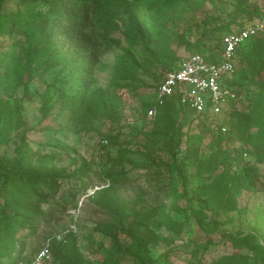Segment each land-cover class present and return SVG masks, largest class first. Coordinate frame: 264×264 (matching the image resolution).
<instances>
[{
	"label": "rangeland",
	"instance_id": "obj_1",
	"mask_svg": "<svg viewBox=\"0 0 264 264\" xmlns=\"http://www.w3.org/2000/svg\"><path fill=\"white\" fill-rule=\"evenodd\" d=\"M127 1V8L111 4L108 16L91 27L106 37L109 50L88 88L73 80L76 64L58 44V57L49 52L42 57L58 62L46 69L35 54V47L44 46L35 31L25 39L24 30L10 25V34L0 37V53L11 59L0 72V163L13 173L6 178L0 169V264L12 261L21 244L23 254L32 256L45 235L67 231L88 264H132L94 230L97 222L128 227L141 221L135 232L146 244L150 264H193V244L217 239V230L264 235V34L246 47L235 76L237 100L221 114L196 116L175 107L162 112L156 99L163 58L175 54L181 60L196 51L209 55L219 33L234 27L232 17L256 23L254 10H264V0ZM39 8L2 0L0 13ZM134 12L138 31L129 19ZM51 83L55 87L48 89ZM235 110L253 113L257 124L240 125L233 120ZM229 120L233 124L221 133L219 125ZM121 149L117 165L110 157ZM239 154L242 161L228 168ZM110 171L123 174L125 184H112ZM35 173L55 174L59 183L36 204L23 195ZM101 194L117 200L118 215L98 205ZM35 207L54 212L47 220L36 219L32 228L19 225L14 235L7 230L10 216ZM198 218L215 222L204 228ZM238 251L245 253L221 242L203 258L211 262Z\"/></svg>",
	"mask_w": 264,
	"mask_h": 264
},
{
	"label": "trees",
	"instance_id": "obj_2",
	"mask_svg": "<svg viewBox=\"0 0 264 264\" xmlns=\"http://www.w3.org/2000/svg\"><path fill=\"white\" fill-rule=\"evenodd\" d=\"M23 4H33L38 5L40 8L31 12L26 10L24 13H0V37L3 35L10 34V25L20 30H24V38L30 39L32 35L29 33L35 31V33L44 42V46L39 50L35 47V54L39 56L40 62L46 64V69L53 68L58 64L56 58L53 61H48V59L42 60L43 55L46 53H56L55 57H58L59 50L55 46L58 44L67 53V60L71 63L76 64V70L72 74L73 80L78 81L84 88H88L93 82V73L95 67L99 63L102 55L108 49V46L104 42L106 37H100L99 33L94 32L91 27L94 26L95 21H101L104 17L108 16L110 13L111 4L117 3L120 6L127 8L130 2L127 0H20ZM151 0H135L139 4L144 2H149ZM2 0H0L1 8ZM264 10L260 7H256L254 14L260 19ZM232 21L234 22V27L231 29H226L219 33L217 37V43L215 45V51L208 49L209 55L204 54L201 51H196L203 55L206 61H214L216 59V54L221 49L220 36L225 32L236 31L248 24H241L236 22V18L233 16ZM129 19L132 26L136 31L139 30L137 14L130 13ZM216 25H220L218 18L211 17ZM253 24V23H251ZM209 26V22L206 23ZM250 25V24H249ZM264 34V31H260L256 35L246 39L239 49L237 50L235 57V67L236 73L232 79L228 81V85L231 86L238 97V87L239 83L236 81L235 76L239 70L240 62L246 58L247 51L246 47L250 45L253 41H256L260 34ZM261 40V39H260ZM255 50V47H253ZM260 48L264 49L263 45ZM10 58L0 53V72L6 68L10 63ZM180 59L173 54L169 55L167 58L162 59V65L166 69L161 73L178 66ZM1 76V75H0ZM162 77V76H161ZM160 81V80H159ZM157 83V86L159 84ZM55 83L48 85V89L54 88ZM237 100V98H236ZM235 100V101H236ZM176 108L177 111H184L186 109L191 110L188 106L180 103L178 96L173 95L162 101L159 109L163 112L167 111V108ZM175 110V112H177ZM194 115L196 114L191 110ZM233 120L238 121L240 125L248 127L251 124H257V117L251 112L235 110L233 113ZM228 123L233 124V121L229 120L226 123H221L225 125L227 130L225 132H220L225 134L228 131ZM3 134H0V143L3 140ZM179 141V140H178ZM125 150L121 149L116 157H110L113 163L117 165L122 164V158ZM243 154V151L240 152ZM241 154L234 156L230 159L227 167L231 164L239 163L242 161ZM0 169L3 170L6 178L12 176V170L7 168L5 165L0 163ZM107 178L112 182V184L123 185L126 182V177L123 174H119L110 171L106 174ZM55 174L47 175L46 173H35L30 176L29 189H24L23 195L25 199H30L31 203L34 202H44L48 195L56 192L58 188L57 181H54ZM11 196L13 195L10 194ZM7 202H12L8 200ZM98 205L112 213L118 215V202L115 198L110 196H104L101 194ZM211 207L212 213L215 209ZM18 208V206H16ZM57 209H64L63 207H57ZM54 211L50 209L47 212L41 211L38 207L23 210L21 213H17L18 216L14 215L9 217L10 224L8 226V231L13 235L18 231V226H24L28 228L34 227V221L47 220L48 216L52 215ZM198 224L202 227L209 226L215 221H205L200 220ZM141 221H132L128 227L122 224L113 222H97L95 224L94 230L101 236L107 238L111 244L114 252L118 254H123L130 256L132 264H150L152 262L150 256L147 253L146 244L141 241L136 235V228L139 227ZM166 225L170 229H175V225L172 221H165ZM216 229V224L213 225ZM178 228V227H177ZM217 239L206 238L201 242L194 243L190 249V255L194 258L193 264H264V235L254 232H238V231H226L217 230ZM70 236L72 232L67 231L65 233V241H58L54 238V235L48 237L45 235L44 239H49V249L52 254L51 264H88L81 255L77 252L75 243L70 241ZM221 242H229L235 249L245 250V253L240 251L233 252L228 255L221 256L218 260H213L211 262H205L203 258L204 252L214 245ZM40 248V247H39ZM38 248V249H39ZM37 249V250H38ZM25 247L23 244L20 245L15 257L8 264H15L19 261H26L30 256L23 254Z\"/></svg>",
	"mask_w": 264,
	"mask_h": 264
},
{
	"label": "built area",
	"instance_id": "obj_3",
	"mask_svg": "<svg viewBox=\"0 0 264 264\" xmlns=\"http://www.w3.org/2000/svg\"><path fill=\"white\" fill-rule=\"evenodd\" d=\"M260 31H264V13L256 23L221 34V49L214 61H206L198 52L183 57L178 66L163 73L157 86V102L162 103L163 100L177 95L180 103L196 114L205 112L206 105L207 113L213 116L221 114L224 108L232 107L237 95L228 85V81L236 73L234 61L237 50L246 39ZM220 129L225 132L227 127L221 125ZM65 233H58L54 238L65 241ZM49 239L28 260L15 264H51Z\"/></svg>",
	"mask_w": 264,
	"mask_h": 264
}]
</instances>
